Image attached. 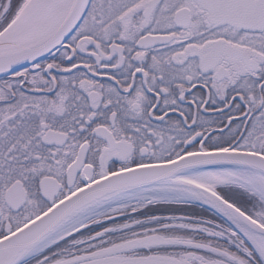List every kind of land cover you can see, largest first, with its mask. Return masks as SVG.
Segmentation results:
<instances>
[{
	"label": "snow or ice",
	"instance_id": "6c2138e0",
	"mask_svg": "<svg viewBox=\"0 0 264 264\" xmlns=\"http://www.w3.org/2000/svg\"><path fill=\"white\" fill-rule=\"evenodd\" d=\"M0 264H264V0H0Z\"/></svg>",
	"mask_w": 264,
	"mask_h": 264
},
{
	"label": "trees",
	"instance_id": "16d2710c",
	"mask_svg": "<svg viewBox=\"0 0 264 264\" xmlns=\"http://www.w3.org/2000/svg\"><path fill=\"white\" fill-rule=\"evenodd\" d=\"M194 211H196V212H200V211H202L201 209H194Z\"/></svg>",
	"mask_w": 264,
	"mask_h": 264
}]
</instances>
